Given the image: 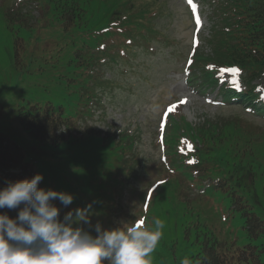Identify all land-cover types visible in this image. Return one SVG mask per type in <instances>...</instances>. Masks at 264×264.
Here are the masks:
<instances>
[{"label":"trees","instance_id":"trees-1","mask_svg":"<svg viewBox=\"0 0 264 264\" xmlns=\"http://www.w3.org/2000/svg\"><path fill=\"white\" fill-rule=\"evenodd\" d=\"M1 1L0 17L10 30L12 26L16 31L32 32L35 22L40 20L41 31L48 28L53 36L70 40L57 54L55 63L66 70L67 84L73 89V113L52 103L29 105L18 110V126L34 141L53 148L72 137L76 143L85 138L112 143L117 147L116 169L121 168V155L133 146L131 134L120 131L118 135L103 136L92 132L94 127L80 131L79 123H86L97 111H105L99 98L101 89L111 84L105 73L120 60H128V50L142 49L146 54L155 51L152 45L161 37L153 27L158 10L149 9L151 6L145 11L139 9L140 19L123 11L136 5L130 3L128 8L126 0ZM203 1L212 9V32L207 40L211 53L205 55L197 48L189 58L186 72L191 87L199 92L216 90L220 105L232 109L245 105L246 113L264 118V0ZM32 3H36L38 17L29 8ZM23 50L24 41L17 37L14 58L18 66L22 64ZM232 69L240 71L235 73ZM222 72L231 73L233 81L221 83ZM180 110L177 105L165 125L163 142L174 169L173 173L165 172L164 189L157 191V202L163 215L169 205L179 207L180 214H184L182 233L173 231L171 235L183 238L168 240L164 228L152 254V264H181L183 259L190 264H264V126L251 124L240 116L190 124L178 116ZM25 158L24 149L0 132V188L8 181L35 175L33 165ZM113 166L105 164L102 175L106 187L99 190L101 196L93 208L97 221L106 228L118 226L114 219L118 194L112 181ZM193 186H199L196 192ZM212 189L224 194L232 212L239 215L245 240L235 238L232 230L226 232L227 214L224 213L226 224L209 225L207 218L193 213V207L207 205L203 198ZM186 190L195 194L187 198L190 207L186 201L176 202L179 193L183 195ZM149 214L157 217L158 213ZM191 220H195L193 224ZM178 244L185 246L182 254Z\"/></svg>","mask_w":264,"mask_h":264},{"label":"rangeland","instance_id":"rangeland-1","mask_svg":"<svg viewBox=\"0 0 264 264\" xmlns=\"http://www.w3.org/2000/svg\"><path fill=\"white\" fill-rule=\"evenodd\" d=\"M126 2H129L128 8L130 3L136 4L129 11L123 10L134 18L139 17V9L145 11L151 6L149 9L158 10V16L153 19V27L161 35L160 40L154 41L152 47L155 51L150 54L142 49L128 50L129 59L120 60L105 73V79L111 82L101 89L99 97L105 111H97L86 123H79L80 131L86 127H94L91 131L100 132L103 136L108 133L118 135L120 131L131 134L133 146L121 155L123 166L116 169L117 159L114 157L117 147L112 143L103 144L91 138L81 139L76 143L72 137L68 142L53 148L34 141L18 126V110L28 108L29 105L52 103L63 106L68 113H73L75 107V96L72 94L73 89L67 84L66 70L55 63L57 54L70 40L64 36H53L48 28L41 31L40 20L35 22L32 32H29L25 29L16 31L12 26L10 30L9 25L2 23L0 17V132L24 149L25 162L33 165L35 174H43L40 187L74 195L73 203L68 208L60 205L58 200L53 201L61 208V218L66 212L91 202H94V208L101 196L98 194L99 190L106 187V179L102 173L105 164L109 162L114 164L115 175L112 181L115 182L114 188L118 194L115 222L128 221L131 224L136 220L146 219L150 223L159 218L164 221L168 240L175 242L183 237H173L171 232L182 233L184 214H180L177 205L171 204L165 209L166 215H163L159 213L162 208L157 202V191L164 189L162 185L165 183V172L173 173L174 169L170 165L173 159L167 155L168 150L163 142L164 122L174 113L168 111L169 106L181 105L178 116L190 124L214 121L218 117L240 116L251 124L264 126V118L246 113L245 105L235 109L220 105L221 99L216 96V90L202 93L191 87V80L185 71L189 58H192L197 48L205 55L211 53L207 40L213 23L212 9L208 4L203 0H193L197 6L194 12L187 0ZM35 4L32 3L29 8L38 17ZM1 7L3 4L0 0ZM197 15L200 25L196 24ZM140 22L144 23L142 20ZM48 25L50 27V22ZM17 37L24 41L20 66L15 63L14 58V41ZM107 46L108 43H105L104 48ZM123 53L126 55V52ZM222 79L227 83L232 81L229 73H223ZM185 99L186 103H180ZM79 134L81 133L73 132V135ZM122 145H127V142H122ZM106 171L109 177V169ZM109 186H112L111 182ZM197 188L199 186H193V192ZM206 194L207 197L203 200L207 205L193 207V213L207 218L209 225L220 222L226 224L227 214L230 228L225 225L226 232L232 230L235 238L243 237L245 240L243 223L239 215L230 209L224 194L213 189L207 190ZM194 195L186 190L183 195L179 193L176 202H187V198ZM187 207H190L188 202ZM149 212L158 213L157 217ZM9 215L14 217L16 211H9ZM97 217L95 213L92 215L93 225L98 222ZM195 220L190 223L193 224ZM177 247L182 254L185 246L178 244Z\"/></svg>","mask_w":264,"mask_h":264},{"label":"clouds","instance_id":"clouds-1","mask_svg":"<svg viewBox=\"0 0 264 264\" xmlns=\"http://www.w3.org/2000/svg\"><path fill=\"white\" fill-rule=\"evenodd\" d=\"M42 180L43 174L36 173L0 188V264H152L164 221H118L104 228L91 222L94 202L61 218L53 201L68 208L74 195L42 188Z\"/></svg>","mask_w":264,"mask_h":264},{"label":"snow or ice","instance_id":"snow-or-ice-1","mask_svg":"<svg viewBox=\"0 0 264 264\" xmlns=\"http://www.w3.org/2000/svg\"><path fill=\"white\" fill-rule=\"evenodd\" d=\"M187 2H188L189 5L193 8V11L195 12L197 6L193 3V0H187ZM196 24H197V25H200V24H201V21H200L198 15H197V17H196ZM232 71L235 72V73H239L240 70H239V69H232ZM262 98H264V97H262ZM180 103H186V99L180 101ZM176 107H177V105H170L169 108H168V111L171 112V111H173ZM192 162H194V161H192Z\"/></svg>","mask_w":264,"mask_h":264}]
</instances>
